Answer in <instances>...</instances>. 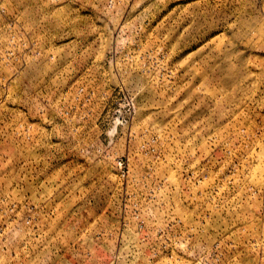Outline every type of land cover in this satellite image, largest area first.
<instances>
[{
    "label": "rangeland",
    "instance_id": "374dc122",
    "mask_svg": "<svg viewBox=\"0 0 264 264\" xmlns=\"http://www.w3.org/2000/svg\"><path fill=\"white\" fill-rule=\"evenodd\" d=\"M0 264H264V0H0Z\"/></svg>",
    "mask_w": 264,
    "mask_h": 264
}]
</instances>
